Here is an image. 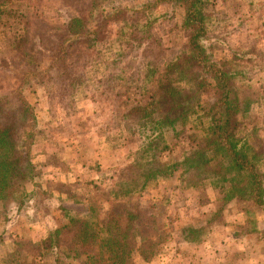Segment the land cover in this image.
<instances>
[{"label": "trees", "instance_id": "obj_1", "mask_svg": "<svg viewBox=\"0 0 264 264\" xmlns=\"http://www.w3.org/2000/svg\"><path fill=\"white\" fill-rule=\"evenodd\" d=\"M103 1L67 5L58 0H0V45L9 46L7 59L0 51V67L8 58V64H14V53L20 69L14 84L0 92V223L9 219V203L19 213L27 199L45 202L39 197L44 192L36 184L39 171L31 155L42 130L28 94L41 89L64 105L89 87L91 94L112 98L120 127L148 134L134 175H124L116 184L105 210L93 219L60 206L63 220L55 224L44 206L46 235L38 242L13 240L15 251H26L24 258H41L43 251H50L56 254L55 264H137L135 256L149 261L156 243L148 230L158 226L156 216L128 197L150 179L180 170L188 186L208 179L224 192L223 200H251L264 214V154L260 144L247 141L246 133L252 99L240 93L236 72L215 60L205 45L207 0H137L135 5ZM54 2L60 5L53 9L54 18L62 22L52 26L53 39L41 49H29L31 18L50 21L46 9ZM162 4L180 8L179 25L166 29L172 21L169 15L151 18V11ZM116 28L119 34L113 39ZM175 29L184 41L178 53L165 59L162 36ZM198 112L202 114L195 115L192 133L187 124ZM166 132L172 133V145L164 138ZM173 145L179 147V157L163 160ZM67 199L81 201L70 193ZM196 231L183 228L186 238ZM262 233L264 237V228Z\"/></svg>", "mask_w": 264, "mask_h": 264}, {"label": "rangeland", "instance_id": "obj_2", "mask_svg": "<svg viewBox=\"0 0 264 264\" xmlns=\"http://www.w3.org/2000/svg\"><path fill=\"white\" fill-rule=\"evenodd\" d=\"M88 1L58 0L67 5ZM136 1L115 0V3L135 5ZM102 3L106 5L111 0ZM48 7L50 21L31 18L28 46L31 50L48 45L55 33L52 26L62 22L54 18L53 12L60 5L54 2ZM206 7L210 14L205 45L215 60L236 72L240 93L252 99L245 118L247 141L260 144L264 154V0H207ZM161 15L172 17L166 29L173 23L179 25L182 19L180 8L170 4L159 5L151 11V18ZM117 30L112 33L113 39L119 34ZM162 40L167 49L165 59L178 53L184 41L178 29L162 36ZM0 46L1 57L7 59L9 46L4 42ZM13 54L14 64H8L9 58L6 63L2 60L0 92L14 84L20 70H17L18 55ZM91 90L81 89L73 102L64 105L56 97H47L41 89L28 94L35 106L38 128L42 130L32 145L31 155L39 171L36 184L44 192L39 197L45 202L39 205L36 200L27 199L19 213L12 209L13 203L7 205L9 219L0 223V264H21L24 259L25 264L30 261L55 264L56 254L50 251H43L41 258L38 255L24 258L26 251L22 247L15 251L17 246L13 240L21 237L38 242L46 235L49 225L42 210L44 206L48 207L49 218L55 224L63 220L60 206L69 209L71 214L95 219L96 214L105 210L106 198L112 196L116 184L124 175H134L147 132L133 134L120 127L112 98L91 94ZM201 114L190 116L187 127L192 133L195 115ZM164 138L171 145L174 143L172 133L166 132ZM173 146L162 154L163 160L179 157V147ZM260 167L264 172V165ZM180 171L170 177L152 178L144 189L128 197L130 202L146 210V214L156 216L158 225L148 230L154 237L151 241L156 243L154 255L147 262L138 256L134 261L137 264H264V214L260 207L237 197L223 200L224 192L208 179L188 186L180 178ZM69 193L81 201L68 200ZM184 227L196 229L194 237L187 234L191 236L186 238Z\"/></svg>", "mask_w": 264, "mask_h": 264}]
</instances>
